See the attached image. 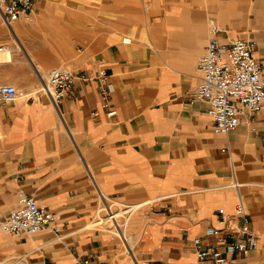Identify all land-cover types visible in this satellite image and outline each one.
<instances>
[{"label": "crops", "instance_id": "obj_1", "mask_svg": "<svg viewBox=\"0 0 264 264\" xmlns=\"http://www.w3.org/2000/svg\"><path fill=\"white\" fill-rule=\"evenodd\" d=\"M142 1L148 9L136 40L111 33L118 45L77 49L65 61L89 78L106 69L112 116L93 80L75 79L57 106L34 88L43 77L0 101V222L23 192L50 210L55 227L20 237L0 228V264H264V104L243 112L234 130L216 134L206 102L190 100L209 23L251 41L252 55L264 64V0L253 1L247 16L245 0H218L216 12L211 0H202L204 8L200 0ZM41 6L35 0L31 28L11 25L14 35L57 40L67 30L61 20L78 24L58 6L47 13ZM67 31L80 40L76 28ZM8 53L0 66L12 61ZM9 78L2 75L0 83ZM100 194L114 212H125L115 228L103 222ZM238 198L255 246L227 252L225 242L239 226L232 214ZM207 243L224 262L196 261L195 250Z\"/></svg>", "mask_w": 264, "mask_h": 264}, {"label": "built area", "instance_id": "obj_2", "mask_svg": "<svg viewBox=\"0 0 264 264\" xmlns=\"http://www.w3.org/2000/svg\"><path fill=\"white\" fill-rule=\"evenodd\" d=\"M35 0H0V21L5 27L22 20L31 22L34 14ZM253 43L239 37L222 36L210 23L205 47L196 59L198 71L195 86L190 100H203L207 104L206 112L211 118V128L216 134H226L234 130L243 112L253 113L264 104V64L252 55ZM3 46L0 45V51ZM75 79L93 80L98 85L100 106L106 116H112L114 109L109 108L108 96L111 84L108 73L101 67L95 76L89 78L82 72H73L63 67H53L46 80H42L37 91L46 94L53 105L65 97ZM17 96V89L12 84H0V101L7 102ZM100 203L104 206V214L114 219L109 203L100 194ZM218 213L222 215V209ZM232 214L239 218V226L235 235L225 242L226 251H245L255 246L256 236L248 228V216L238 198L233 206ZM53 215L46 207L23 192L17 193L16 205L11 208L0 222L1 229L14 235L31 236L47 230H55L52 225ZM216 233V229L209 230ZM243 236V239L239 237ZM223 241V238H217ZM195 244H200L195 240ZM198 263L210 260L214 263L224 262L220 251L213 243L204 244L195 250ZM226 263V262H225ZM82 264H100L99 261H84ZM133 264H151L148 261H134Z\"/></svg>", "mask_w": 264, "mask_h": 264}, {"label": "rangeland", "instance_id": "obj_3", "mask_svg": "<svg viewBox=\"0 0 264 264\" xmlns=\"http://www.w3.org/2000/svg\"><path fill=\"white\" fill-rule=\"evenodd\" d=\"M42 0V5L45 4L48 8L50 6H58L66 13H68V17L71 19L73 17H77L76 21L78 24L74 22H67L66 20H61L62 26L68 30L76 28L80 35V40L73 41L68 37V31L66 30V34L63 33L62 36H59L57 40H48L44 39V41H36L30 37L27 32L22 33L20 36V43L22 47L26 50H31L34 56L37 58L38 64L42 66L45 72L44 78L46 79L48 71L53 67H63L66 69H71V67L65 62L70 52H74L77 49H87L91 46H101L111 45L116 43L112 40L110 36L111 33H114L115 37L120 40L122 35L127 34L130 36H134L135 40L138 35H135L134 32L137 29L142 28V15L144 11L148 9V6L143 3L142 0ZM204 1V0H203ZM255 0H245L246 12L245 16L251 11V7L254 5ZM46 2V3H45ZM201 6L204 8V3L202 0L199 1ZM222 1L211 0L210 4L213 6L214 11H217L218 4ZM43 9V6H41ZM45 9V8H44ZM71 10V11H69ZM237 15V14H236ZM212 20V18H211ZM34 21V19H33ZM22 24L21 27H30L31 24ZM146 21V20H145ZM147 25V21L145 22ZM215 27V25L213 24ZM0 27L5 32L7 38L1 36L0 44L6 45L9 49V53L11 54L12 61L6 66H0V77L2 75L9 76V80L7 83L14 85L15 87L24 86L29 78H37L32 66L27 62L26 57L23 52L19 50H15L17 45L15 41L10 37L9 32L6 27L0 21ZM11 28V27H10ZM210 28V23L207 26V30ZM218 33L225 32L219 31L218 27H215ZM11 33V32H10ZM14 35V28L13 33ZM222 35V34H221ZM208 38V34H207ZM240 38V37H239ZM244 39V38H243ZM249 41V40H248ZM68 43V44H67ZM71 44V45H70ZM118 45V43H116ZM154 45H156L154 43ZM20 46V45H18ZM11 48V50H10ZM15 48V49H14ZM202 53V52H200ZM163 54V52H162ZM199 55V54H198ZM198 55L195 56L194 66L196 63V59ZM156 56V55H155ZM157 59L159 57H156ZM160 59V58H159ZM36 63V60L34 58ZM3 84V83H0ZM40 82L36 83L34 88L38 90L40 87ZM19 89V88H18ZM109 201V200H108ZM100 204V202H99ZM98 204V206H99ZM113 210V209H112ZM117 214V221H119L120 217L125 215V212L119 210L114 212ZM108 227H114L108 221L106 222ZM128 228V225H127ZM113 231H115L113 229Z\"/></svg>", "mask_w": 264, "mask_h": 264}, {"label": "bare ground", "instance_id": "obj_4", "mask_svg": "<svg viewBox=\"0 0 264 264\" xmlns=\"http://www.w3.org/2000/svg\"><path fill=\"white\" fill-rule=\"evenodd\" d=\"M46 3V2H45ZM43 6V9H41L42 10V12L43 13H47L48 12V10L50 9V8H48L47 6H45V4H43L42 5ZM45 8V9H44ZM33 16H34V14L32 15V19H33ZM20 21H22V20H20ZM33 21V20H32ZM31 21V22H32ZM23 22V21H22ZM31 22H28V23H31ZM25 23V22H24ZM28 23H26V24H28ZM15 24V23H14ZM14 24H13V26H14ZM35 26V25H34ZM40 26H42V25H39V27ZM5 27V26H4ZM8 30H10V32L11 33H13V28L12 29H10L9 27H6ZM29 28H31V26L29 27ZM54 28V27H53ZM56 29V28H55ZM39 30V29H38ZM33 31H37V29H36V26H35V29H33ZM42 31H48L45 27H43V29H42ZM38 32V31H37ZM55 32H58V30L57 31H55ZM41 34V33H40ZM59 35H61V33H58ZM10 37L13 39V41H15V43L17 44V45H20V46H18L19 47V50L21 51V52H23L22 54H24L25 55V57H26V60H27V62L32 66V68H33V70H34V72H35V74L37 75V77H43L44 78V74L41 72V70H40V68L38 67V66H36L35 64H34V61H33V58H32V56H31V54L26 50V49H24L23 47H22V45H21V43H20V36H19V34L16 32L15 33V35H13V36H11L10 35ZM124 42V41H123ZM1 46H3V50H1L0 51V57L4 54V53H6V51H7V48H6V45H2V44H0ZM18 92V91H17ZM109 209H110V211H112V212H114L112 209H111V207H109ZM117 214H114L113 213V216H114V219L112 220V219H110V218H108L107 216H106V219L105 220H103V222H110L111 223V225H113V223L112 222H114L115 220H117V216H116ZM104 224V223H103ZM114 226V225H113ZM119 226V225H118ZM1 228V227H0ZM115 228V227H114ZM119 228V227H118ZM120 229V228H119ZM117 232V231H116ZM122 232V231H121ZM118 233V232H117Z\"/></svg>", "mask_w": 264, "mask_h": 264}]
</instances>
